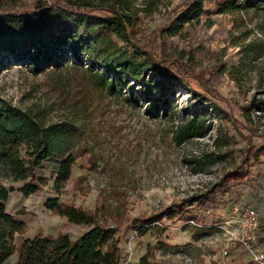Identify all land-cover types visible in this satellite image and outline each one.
Here are the masks:
<instances>
[{
  "label": "rangeland",
  "instance_id": "374dc122",
  "mask_svg": "<svg viewBox=\"0 0 264 264\" xmlns=\"http://www.w3.org/2000/svg\"><path fill=\"white\" fill-rule=\"evenodd\" d=\"M127 1L141 18L139 37L158 56L177 60L202 80L213 94L206 104L216 108L204 112L206 105L191 91L177 88L168 95V110L155 115L140 89L131 88L133 81L112 95L73 70L36 76L13 66L0 72L2 98L48 122L71 120L83 132L66 151L77 159L61 190L55 188L56 156L36 169L45 183L5 182L14 188L7 212L27 225L24 234L16 235L17 245L38 234L77 238L89 230L47 209L49 199H58L114 229L125 264H264V240L258 242L257 235L242 245L238 236V214L245 204H254L264 220V11L221 15L219 0H211L199 22L171 34L167 18L191 0ZM34 2L23 0L26 7ZM6 10L0 1V11ZM192 109L206 120L205 135L180 141L179 130ZM14 154L25 168V145L16 142ZM227 178L234 189L218 195L208 210L201 207L199 198ZM176 205L181 208L174 207L173 218L163 216ZM151 217L153 229L141 234L137 220ZM160 223L163 227H155Z\"/></svg>",
  "mask_w": 264,
  "mask_h": 264
},
{
  "label": "trees",
  "instance_id": "16d2710c",
  "mask_svg": "<svg viewBox=\"0 0 264 264\" xmlns=\"http://www.w3.org/2000/svg\"><path fill=\"white\" fill-rule=\"evenodd\" d=\"M0 1L8 7L0 11V72L13 66L36 76L73 70L112 95L123 93V87H130L133 81L131 88L140 89L143 98L151 103L149 106H154L155 115L168 110L171 103L168 95L177 88L191 91L201 105H206L204 112L216 108L212 103L206 104L213 94L202 80L177 60L158 56L152 44L139 37L141 18L128 7L127 0L114 3L35 0L30 7L23 0ZM209 1L191 0L183 4L167 18L165 29L178 34L186 25L199 22ZM215 4L221 15L264 11V0H219ZM155 90L159 91L158 98ZM191 111V117L179 130L180 141L205 135L206 120L198 111ZM82 133L71 120L48 122L40 113L22 109L0 96V264H11L8 261L13 256L16 260L12 264H125L120 236L114 229L99 225L93 213L58 199H49L47 209L70 223L89 226V230L77 238L64 233L55 237L38 234L23 239L19 245L16 243V235L24 234L27 225L7 212L6 203L14 188L7 187L5 182L29 179L43 182L36 169L56 156L60 163L55 188L61 190L69 181L77 159V154L66 155V151ZM16 142L25 145L28 156L25 168H20L16 161ZM236 176L231 174L230 178ZM233 189L227 178L217 189L199 198L200 206L208 210L207 207L217 203L218 195ZM174 207L181 208L168 207L163 216L173 218L178 211ZM153 220L154 217L137 220L140 224L136 229L145 234L153 229L150 226ZM259 228L257 240L262 242L264 220H260Z\"/></svg>",
  "mask_w": 264,
  "mask_h": 264
},
{
  "label": "built area",
  "instance_id": "2783aa9c",
  "mask_svg": "<svg viewBox=\"0 0 264 264\" xmlns=\"http://www.w3.org/2000/svg\"><path fill=\"white\" fill-rule=\"evenodd\" d=\"M260 216L254 204H245L238 214V236L242 245L259 235Z\"/></svg>",
  "mask_w": 264,
  "mask_h": 264
},
{
  "label": "crops",
  "instance_id": "0c3cea01",
  "mask_svg": "<svg viewBox=\"0 0 264 264\" xmlns=\"http://www.w3.org/2000/svg\"><path fill=\"white\" fill-rule=\"evenodd\" d=\"M14 257V256H13ZM13 257H11V259H13ZM16 260V259H15ZM9 262V261H8ZM13 263V262H12Z\"/></svg>",
  "mask_w": 264,
  "mask_h": 264
}]
</instances>
